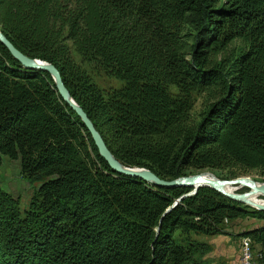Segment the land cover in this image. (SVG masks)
I'll use <instances>...</instances> for the list:
<instances>
[{"label":"trees","instance_id":"trees-1","mask_svg":"<svg viewBox=\"0 0 264 264\" xmlns=\"http://www.w3.org/2000/svg\"><path fill=\"white\" fill-rule=\"evenodd\" d=\"M0 31L56 67L121 164L165 180L264 170V0H0ZM3 156L39 186L24 211L0 191V264H208L193 236L241 217L262 221L240 235L264 264V209L113 171L51 76L0 43Z\"/></svg>","mask_w":264,"mask_h":264},{"label":"rangeland","instance_id":"rangeland-1","mask_svg":"<svg viewBox=\"0 0 264 264\" xmlns=\"http://www.w3.org/2000/svg\"><path fill=\"white\" fill-rule=\"evenodd\" d=\"M84 68L91 75L93 81L104 92H109L121 85L116 78L107 75L91 64H84ZM195 98V104L191 110L192 121H198L200 118V113L204 108L205 101L203 96L196 95ZM234 172L237 177H249L257 183H264V170H253L248 173H243L238 168H231L222 173L227 174ZM203 173L220 179L213 171L208 170L200 174ZM38 186V181L30 180L22 175L19 159H11L8 156L2 157L0 163V191L17 200L23 211L28 209ZM246 192H248L246 187L239 188L235 191L237 194ZM257 198L264 201V197L262 196H258ZM243 204L257 209L256 205H252L251 203L244 202ZM261 224L262 221L248 217H241L231 221L225 220L221 225L222 231L220 234L193 236L194 240L198 241L200 244L197 254L208 264H235L239 260L241 232ZM252 245L254 253H257L259 248L258 245Z\"/></svg>","mask_w":264,"mask_h":264},{"label":"water","instance_id":"water-1","mask_svg":"<svg viewBox=\"0 0 264 264\" xmlns=\"http://www.w3.org/2000/svg\"><path fill=\"white\" fill-rule=\"evenodd\" d=\"M0 43L8 50V52L26 69L31 70H40L47 72L54 81L56 90L62 100L68 104L80 118L82 125L90 134V137L98 150V154L102 159H104L111 169L121 175H126L128 177L138 178L144 181H147L158 187L172 188V187H188L192 188V190L187 194H194L198 188L200 187H209L223 194L224 196L238 201L245 202L242 199V196L247 194H254L256 196L264 197V183H257L256 181L250 179L249 177H236L233 179H218V178H210L207 175L209 174H196L190 176H184L180 178H176L173 180H165L156 176L153 172L145 168H137V167H127L120 162H118L108 147L106 146L103 138L99 134V132L94 127L92 121L89 119L84 110L79 107L73 98L70 96L67 88L65 87L61 75L56 67L46 61H42L40 59H33L22 52H20L14 45L5 37V35L0 31ZM229 186L234 187L236 189L246 187L248 192L246 193H227L224 191L223 187ZM263 201V200H262ZM257 209H264V205H256Z\"/></svg>","mask_w":264,"mask_h":264},{"label":"built area","instance_id":"built-area-1","mask_svg":"<svg viewBox=\"0 0 264 264\" xmlns=\"http://www.w3.org/2000/svg\"><path fill=\"white\" fill-rule=\"evenodd\" d=\"M252 247L248 237H241L239 260L235 264H260Z\"/></svg>","mask_w":264,"mask_h":264},{"label":"bare ground","instance_id":"bare-ground-1","mask_svg":"<svg viewBox=\"0 0 264 264\" xmlns=\"http://www.w3.org/2000/svg\"><path fill=\"white\" fill-rule=\"evenodd\" d=\"M207 176L210 177V178H214L211 175H207ZM223 189L227 193H232V194L235 193V191L237 190L236 188L229 187V186H224ZM257 197L258 196L254 195V194L253 195L252 194H247L245 196H242V199L245 200L247 203H251L252 205H264V201L259 200Z\"/></svg>","mask_w":264,"mask_h":264}]
</instances>
